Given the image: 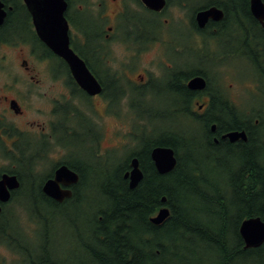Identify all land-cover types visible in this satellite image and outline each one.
Here are the masks:
<instances>
[{
	"label": "flooded vegetation",
	"instance_id": "flooded-vegetation-1",
	"mask_svg": "<svg viewBox=\"0 0 264 264\" xmlns=\"http://www.w3.org/2000/svg\"><path fill=\"white\" fill-rule=\"evenodd\" d=\"M65 2L70 47L99 81L96 94L83 89L68 62L40 38L26 0H0V180L8 174L20 182L8 201L0 199V219L27 186L53 199L44 184L67 161L81 164L85 156L111 166L112 149L103 146L98 118L122 120L129 112L156 116L154 105L161 100L185 106L188 116L208 118L213 147L264 153V0ZM146 53H153L154 69L141 64ZM118 54L123 59L115 65L112 57ZM219 69H243L233 98L210 75ZM44 71L50 81L44 82ZM199 75L205 88H190ZM224 104L237 107V128H229L235 122L219 128L224 117L217 111ZM230 131L246 138L231 141L225 136ZM56 149L68 156L57 157L44 176V164ZM6 234L10 240H4ZM15 237L0 221L2 243H15Z\"/></svg>",
	"mask_w": 264,
	"mask_h": 264
},
{
	"label": "trees",
	"instance_id": "trees-1",
	"mask_svg": "<svg viewBox=\"0 0 264 264\" xmlns=\"http://www.w3.org/2000/svg\"><path fill=\"white\" fill-rule=\"evenodd\" d=\"M196 70L194 75L199 71ZM223 99L226 100L227 96L224 95ZM186 109L176 105L172 111L176 117H187L201 124L204 130L201 137L197 135L198 130L192 133L188 124L178 120L176 130H162L153 137L148 136L151 131L146 129L141 134L130 133L131 138L135 135L137 146L120 160L116 161L112 156L111 166L85 156L81 157V164L75 160L67 161L80 173L81 180L75 186L74 197L63 203L45 197L39 188L30 185L31 193L37 194L36 201L47 203L55 210L68 208L70 203L84 205L97 195H103L109 209H95L94 212V207L90 206L91 215L94 212L90 223L93 221L96 240L102 245L88 248L95 256L89 264H176V260L180 264H254L256 260L264 261V244L245 248L239 231L246 218L261 216L264 219V153L233 146L213 147L207 139L209 119L196 114L188 116ZM217 112L224 117L218 122L221 130L233 122L235 124L229 128H237L240 122L237 107L224 104ZM136 116L138 120L150 117L141 112ZM157 145L171 146L176 152L177 165L167 174H160L151 158V150ZM134 156L140 161L144 178L132 189L125 173ZM227 156L229 163L226 162ZM216 163L229 164L225 174H216ZM163 206H167L171 213L163 223L154 224L151 217ZM31 215L37 222L44 219L40 206H35ZM231 238H234L235 245L230 244ZM184 248L195 252L193 259L182 254ZM205 248L217 252L219 258L214 259L211 255L198 257L197 254ZM15 249L21 253L23 263L40 264L17 235Z\"/></svg>",
	"mask_w": 264,
	"mask_h": 264
},
{
	"label": "rangeland",
	"instance_id": "rangeland-1",
	"mask_svg": "<svg viewBox=\"0 0 264 264\" xmlns=\"http://www.w3.org/2000/svg\"><path fill=\"white\" fill-rule=\"evenodd\" d=\"M112 57L115 65H119L122 56ZM153 53H146L144 56V61H141L142 65H146L149 69H154ZM123 59V58H122ZM143 71V69L141 70ZM243 73V69L240 72L235 71V69H219L217 72H213L210 75L218 79L221 83L222 88H224L225 94L230 98H233L232 92L238 89L236 83L237 78ZM50 81L46 77L44 71V82ZM48 83V82H46ZM231 84L235 87L231 90ZM51 85V83H48ZM236 88V89H235ZM241 93H239L240 96ZM241 99V97H239ZM176 106H170L164 101L155 103L154 109L158 116H151L149 119L138 120L135 113L127 114V117L122 120H118L112 117L106 119L98 118L100 127L103 131V146L104 148L111 147V155L115 151L114 158L120 160L121 157L127 156L131 149L137 146V141L135 135L130 137V133L137 132L142 133L146 131H151L148 133L149 137L158 135L162 130L177 129L178 120L188 124L191 128L192 133H196L201 137L204 130L201 124H196L187 117H176L173 113V109ZM242 110L248 108L247 105L243 104L239 106ZM138 113V112H137ZM147 116V115H146ZM137 119V120H134ZM140 124L142 126H140ZM139 125V126H138ZM201 133H200V132ZM69 143V142H68ZM84 143H80L82 145ZM78 145V146H79ZM53 147H58L56 143H52ZM110 149V150H111ZM59 149L52 150L49 154L47 162L44 164V176L49 174L51 171V163L55 162L57 157H67V155H61L58 152ZM89 159V158H88ZM226 162L229 163L228 156L226 157ZM227 165L215 164L214 171L216 174H225ZM226 169V170H225ZM30 186H27L23 191V195L14 200L12 203L6 205V212L8 214L7 218H1L0 221L3 225L11 227L12 234L23 244H25L26 250H28L36 259L37 263L49 264V262H62L65 264H89L93 262L95 256L89 251V247L97 248L102 245L101 241L96 240V228L90 219L95 212V209H105L108 208V202L104 199L103 195H97L92 201H87L84 205L77 206L75 203H70L68 208L51 209L50 205L47 203L39 204L36 201L37 194L31 193ZM94 196V195H93ZM35 206H40V209L44 211V219L41 222H37L35 217L31 215V212L35 211ZM90 206L94 207V212H92ZM109 209V208H108ZM5 228V226H4ZM8 239L7 234L5 235ZM16 238V237H15ZM11 243L10 245L6 242L2 243L0 240V264H27L21 261V253L17 252L15 247ZM230 244L235 245L234 238L230 239ZM104 249V248H100ZM189 248H184L182 250L183 255H190L193 259L195 252H192ZM199 255H211L214 259L219 258V255L215 251H211L207 248L201 250ZM197 257V258H198ZM49 261V262H48ZM176 264H180L179 260L175 261ZM264 261L256 260L254 264H261ZM193 264H197L194 263ZM214 264V263H213Z\"/></svg>",
	"mask_w": 264,
	"mask_h": 264
},
{
	"label": "water",
	"instance_id": "water-1",
	"mask_svg": "<svg viewBox=\"0 0 264 264\" xmlns=\"http://www.w3.org/2000/svg\"><path fill=\"white\" fill-rule=\"evenodd\" d=\"M34 16V24L40 38L58 55L63 57L71 67V70L80 86L90 94L100 92L101 85L90 71L86 61L77 55L70 47L68 35V22L63 16L66 9L65 0H26ZM0 22L2 17H0ZM192 89H203L206 80L203 76H194L188 83ZM215 128V125H213ZM228 136L231 141L240 137L246 138L244 132L230 131ZM151 158L160 174L171 172L177 165V155L173 147L157 145L151 150ZM129 181V187L134 189L144 178V172L137 156L130 161V169L125 173ZM80 180L77 171L67 164L59 166L52 178L44 184V192L58 202L64 201L73 195L72 186ZM20 182L14 175L4 174L0 180V199L6 202L10 199V189L18 187ZM166 201V197H163ZM1 211V206H0ZM167 206L161 207L151 217L154 224L163 223L170 215ZM240 234L244 240L245 248H257L264 244V219L261 216H253L242 221Z\"/></svg>",
	"mask_w": 264,
	"mask_h": 264
}]
</instances>
